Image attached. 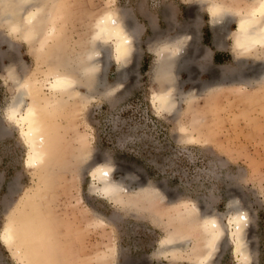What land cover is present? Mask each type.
<instances>
[{"label":"rangeland","instance_id":"obj_1","mask_svg":"<svg viewBox=\"0 0 264 264\" xmlns=\"http://www.w3.org/2000/svg\"><path fill=\"white\" fill-rule=\"evenodd\" d=\"M41 1L49 5L51 0ZM219 1L232 8L248 3ZM209 3H56V15L64 17L63 35L46 56L82 53L96 18L110 8L131 15L136 51L124 71L110 54L104 88L83 107L66 97L70 103H62L54 123L56 158L47 169L26 166V146L7 120L18 91L9 79L13 63L23 77L41 79L46 95L55 100L47 85L49 67L39 55L44 50L38 41L32 44L0 25V235L14 220L27 237L42 217L52 220L55 252L50 263L197 264L193 248L203 245L200 224L214 213L226 235L213 264H242L228 237L236 202L249 219L246 238L252 258L247 264H264V52L237 53L233 17L217 36ZM187 35L174 80L161 85L158 50L167 39ZM164 86L174 87L177 102L175 110L163 113L153 94ZM109 164L125 202L106 195L92 176L99 165ZM172 234L189 241L175 256L164 249L165 237ZM18 253L0 239V264H23Z\"/></svg>","mask_w":264,"mask_h":264},{"label":"bare ground","instance_id":"obj_2","mask_svg":"<svg viewBox=\"0 0 264 264\" xmlns=\"http://www.w3.org/2000/svg\"><path fill=\"white\" fill-rule=\"evenodd\" d=\"M58 1L51 0L50 4L46 5L41 0H0V25L7 26L11 35L23 37L32 44L38 41L39 50H44L39 57L47 62L49 67L46 71L49 82L47 85L56 97L52 100L46 95L44 91L46 84L41 79L23 77L13 65L15 63L9 67V79L18 91L8 108L7 120L17 128L27 149L25 164L33 170L39 167L47 169L56 158L58 145L54 134V123L56 114L60 108H63L62 103L66 101V97L74 99L77 105L83 107L90 101L89 98L95 97L94 93L104 88L105 62L110 54L118 69L124 71L130 67L136 51V36L129 20L131 15L126 11L118 12L110 8L96 18L89 45L82 53L77 54L78 57L67 55V58H57L52 54L46 56L47 49L57 44L60 36L63 35L61 26L64 17L56 15ZM208 1L209 14L217 36L233 17L237 21L233 39L237 53L257 54L259 50L264 52V0H248V3L241 8H232L219 0H205ZM188 38L189 35L167 39L158 50L156 78L161 85L174 80L175 70L179 68ZM123 83L124 81L119 84ZM164 87L153 94V102L157 110L163 113L173 111L177 102L174 87ZM82 88H85L87 93H83ZM117 88L113 87L111 91L115 93ZM66 103L69 104V100ZM111 170L110 164L99 165L92 172V176L106 195L125 202L128 198L123 192V186L112 179ZM146 194L149 195L150 192ZM233 206L236 209L229 218V233H227L235 256L242 264H247L252 258L251 247L246 238L248 214L236 202ZM189 213L193 215L196 212L192 210ZM213 214L200 224L204 230L203 245L197 249L193 248L197 264H213L212 259L219 243L226 235L224 227ZM201 215L203 216L202 213ZM51 226L52 220L39 217L38 229L28 235L27 237H31L28 239L20 235L17 223L10 220L1 231L0 239L7 246L13 245L17 253L22 252L20 259L23 260V264H54L50 263V258L55 252ZM164 244L165 252L174 256L189 247L188 240L174 234L166 236ZM56 261L59 262L58 259Z\"/></svg>","mask_w":264,"mask_h":264}]
</instances>
